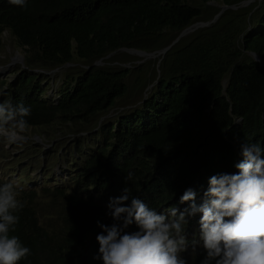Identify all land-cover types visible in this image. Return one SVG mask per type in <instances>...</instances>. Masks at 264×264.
I'll return each mask as SVG.
<instances>
[{
  "label": "trees",
  "instance_id": "16d2710c",
  "mask_svg": "<svg viewBox=\"0 0 264 264\" xmlns=\"http://www.w3.org/2000/svg\"><path fill=\"white\" fill-rule=\"evenodd\" d=\"M244 1L0 0V68L24 59L0 74V102L31 107L24 142L0 137V185L41 182L21 185L18 264H102L97 222L114 223L125 187L158 212L186 207L189 188L199 205L213 175L237 172L241 143L264 145V0ZM222 5L236 9L211 22ZM197 23L210 24L171 46Z\"/></svg>",
  "mask_w": 264,
  "mask_h": 264
},
{
  "label": "clouds",
  "instance_id": "9594fccd",
  "mask_svg": "<svg viewBox=\"0 0 264 264\" xmlns=\"http://www.w3.org/2000/svg\"><path fill=\"white\" fill-rule=\"evenodd\" d=\"M9 3L27 6V0ZM30 114L31 107L23 102H0V137L24 142ZM240 155L236 173L209 179L199 205L197 193L189 188L179 200L186 207L158 212L125 187L107 206L114 223L97 222L102 232L96 236L99 249L94 259L102 264H188L182 254L202 247L200 264H264V145L241 143ZM22 191L14 180L0 185V264H18L31 254L17 236H10L19 221L16 213L27 204L18 199ZM197 214L199 235L189 239L187 226ZM133 225L138 230L128 231Z\"/></svg>",
  "mask_w": 264,
  "mask_h": 264
},
{
  "label": "water",
  "instance_id": "95a60500",
  "mask_svg": "<svg viewBox=\"0 0 264 264\" xmlns=\"http://www.w3.org/2000/svg\"><path fill=\"white\" fill-rule=\"evenodd\" d=\"M252 2H253V0L244 1V2H242L241 6H247V5H249L250 3H252ZM226 9H236V7H235V6H225V5L221 6V10H220V12L214 17V19H213L211 22H214V21L219 17V15H220L224 10H226ZM211 22H210V23H211ZM210 23H197V24H194V25H192L191 27L185 29V30H184L183 32H181L180 35H179V36L173 41V43L171 44V46H172L173 44H175V43H176L181 37H183L184 35H186V34L192 32V31H194L195 29H197V28H199V27H205V26H208ZM169 48H170V46L167 47V48H165V49H163L162 51L158 52V54L163 55V54H164ZM132 53H135L136 55L141 56V57H151V56H152V54H146V53H144V52H140V51H132ZM252 55H253V58H254V60H255L256 62H260L259 58H258L255 54H252ZM100 64H101L100 61L96 63V65H100ZM261 65L263 66L262 63H261ZM2 71H3V70H0V74H3V73H4V72H2ZM35 139H36L37 142L40 141L38 137H35Z\"/></svg>",
  "mask_w": 264,
  "mask_h": 264
},
{
  "label": "rangeland",
  "instance_id": "374dc122",
  "mask_svg": "<svg viewBox=\"0 0 264 264\" xmlns=\"http://www.w3.org/2000/svg\"><path fill=\"white\" fill-rule=\"evenodd\" d=\"M222 6H223V5H222ZM23 62H24L23 54H22L19 50H17V52H15L14 56L11 57V62H10L7 66H5L4 68H1V69L3 70L2 72H4L3 74L7 76V75L9 74V70L12 69V67H13L15 64H19V65H21ZM142 62H143V61H139V62H137V63H142ZM137 63H136V64H137ZM126 66H129V64L126 65ZM48 95H49V97L51 96V91L48 92ZM35 137H37V136H34V137H33V140H34L36 143L41 144V143H42V140L39 139L40 141L37 142L36 139H35ZM14 173H15V172H14ZM17 174H18V173H15V174L12 173V174H11L12 178H13V179H16V178H17ZM33 175H34V179L32 180L33 183H31L28 179H25V178H21V179H19L20 182H18V183H19L20 185H23V187H28V186L30 185V183L33 184V185H36V186H40V185H41L40 179H39L38 177H35V174H33ZM14 181H16V180H14ZM16 182H17V181H16ZM58 185H64V180H60V181L58 182Z\"/></svg>",
  "mask_w": 264,
  "mask_h": 264
}]
</instances>
